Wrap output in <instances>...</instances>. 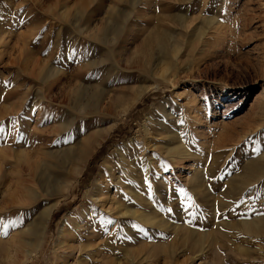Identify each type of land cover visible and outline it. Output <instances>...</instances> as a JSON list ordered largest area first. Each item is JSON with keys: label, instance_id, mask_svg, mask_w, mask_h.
Wrapping results in <instances>:
<instances>
[{"label": "rangeland", "instance_id": "1", "mask_svg": "<svg viewBox=\"0 0 264 264\" xmlns=\"http://www.w3.org/2000/svg\"><path fill=\"white\" fill-rule=\"evenodd\" d=\"M166 126L186 152L176 163L139 143ZM0 129V264H264V0H0ZM131 146L140 218L95 207L91 246L67 257L60 227L95 190L114 195L104 160L121 169Z\"/></svg>", "mask_w": 264, "mask_h": 264}, {"label": "bare ground", "instance_id": "2", "mask_svg": "<svg viewBox=\"0 0 264 264\" xmlns=\"http://www.w3.org/2000/svg\"><path fill=\"white\" fill-rule=\"evenodd\" d=\"M185 22H186V20L182 19L181 23L183 26L186 25ZM155 29H156V30H154L155 33L154 32L153 33H154V35L157 34L159 39H162L164 36L166 37L165 32L160 31L162 33H159L157 28H155ZM156 31H158V32H156ZM203 34H204V32L202 33V35ZM147 42H145V43H147ZM79 91H80L79 85H75V84L73 86L71 85L69 90L65 91V96H66V98H68V100H70V99L73 100V98L76 96V94ZM137 95L138 96L141 95V91H139L137 93ZM136 99L137 98H132L130 100L128 99L125 102H123L122 110H121L123 115L128 111V109L132 106V104L136 101ZM166 128H167V126L165 128H163V127H156L155 128L154 127V132H151L150 130H146L145 131L146 138H144V136H143V138L140 140L139 143H140V146H143L146 148L150 146L151 147V148L149 147L150 149H157L160 152H164L165 154H167L169 156V158L171 159V161L173 163H176L175 161L177 160V156H175V155L177 154L179 157L183 158L184 156H186V152L184 151L182 144H179V145L176 144L175 145V143H177L180 140L179 138H177L178 136H176L175 133H173L171 130L166 129ZM109 130H105L103 132H97L94 135L89 136L87 139H85L81 149L78 152V154H79L78 158H77V164H79L78 168L74 169L70 173V174H72V176L69 175L70 176V177L68 176L69 178L63 180V184H61L62 187L60 188V190H58L57 196L55 197L54 201L43 211L42 216L38 220H36V222L32 226V229L28 232L31 237H30L29 243H27L28 249L25 250L26 252L23 256L25 259L24 260L22 259L21 263L26 262V260L32 255V253L36 252V250L39 248L41 238L44 234L47 223L50 219L52 210L57 205L59 200H61V198H64V196L66 194H68L70 186L73 182V178L80 174V172L82 171V169L84 167L85 162L87 161L89 156L99 147V145H101V143L104 141L106 135L108 134ZM149 148H147V149H149ZM137 153H139V152L136 150V148H133L132 146L129 147L127 150H123L120 153V157L122 159L121 165L123 164L121 169H118L116 166L109 164L107 159L104 160L103 165L108 169L107 170L108 172L105 171L106 172L105 178L101 181L109 182V183L115 182L116 187H114V190H115L114 195H111L110 193L107 192V190L105 191L102 188L99 191L95 190L93 192V194L91 195L92 207H90L88 210H85V211L83 210L84 212L81 213L78 216V218H76V220H73L70 222L71 225L68 228H67V226H65V224L64 225L62 224V226L59 229V235L65 236V237L64 236L62 237V240H63V238H65L63 241H64V243L66 241V243H65L66 245L64 244V246H65L64 250L67 252V257L71 253H74V251L75 252L77 251L80 254V252H82L84 249L91 246L90 245L91 240L87 237H91L90 235L95 234V232L93 231V233H92L89 231V233H91L89 236H87L86 234H87V230L92 225H93V228L96 226V224H94V223L97 220V218L95 217V213H94L95 211H93V209H95V207L97 209V206H98L100 208V210H102L103 212H106V213H109V214H112V215H115L118 217L126 216L128 214L132 215V216H136V217L140 216V215H138L139 212L137 213V211L135 210L136 208L135 209L133 208V206H134L133 202L137 203V199L140 202V199L142 201V198H140V196L137 195L136 192H134V188H133L134 179L136 180V179H138V177H136L137 176L136 166L133 164V161L130 160V158L136 156ZM23 155H24L23 153L18 154V156H17L18 160L22 159ZM151 164H152V160L145 161V167L147 168L146 172H148V171L150 172V170H149L150 167H151V170H154L153 168L159 170V167H158L159 165L158 166L157 165L151 166ZM256 171L257 170H255V172ZM253 173H254V171H253ZM247 176H248V173H247ZM132 178H134V179H132ZM250 178H251V176H249V179ZM102 184H99V185L102 186ZM94 187H96V185ZM106 187H108V186L106 185L105 188ZM110 188H111V186H110ZM110 188H108V189L110 190ZM88 195H89V193H88ZM102 211H99V212L101 213ZM106 216H107V214H106ZM243 225L246 229L249 228V229L253 230V228H252L253 226L251 223H244ZM253 225H255V224L253 223ZM255 230H256V228H255ZM81 256H82V254H81ZM80 264H81V262H80Z\"/></svg>", "mask_w": 264, "mask_h": 264}, {"label": "snow or ice", "instance_id": "3", "mask_svg": "<svg viewBox=\"0 0 264 264\" xmlns=\"http://www.w3.org/2000/svg\"><path fill=\"white\" fill-rule=\"evenodd\" d=\"M0 131H2V129H0ZM183 191V190H182ZM169 211H171V210H169ZM5 235H6V233H5Z\"/></svg>", "mask_w": 264, "mask_h": 264}]
</instances>
